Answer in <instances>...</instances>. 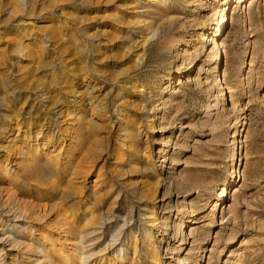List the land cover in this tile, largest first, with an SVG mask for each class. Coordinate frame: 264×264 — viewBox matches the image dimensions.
<instances>
[{"label": "rangeland", "instance_id": "rangeland-1", "mask_svg": "<svg viewBox=\"0 0 264 264\" xmlns=\"http://www.w3.org/2000/svg\"><path fill=\"white\" fill-rule=\"evenodd\" d=\"M87 207L100 264H264V0H0V239Z\"/></svg>", "mask_w": 264, "mask_h": 264}, {"label": "bare ground", "instance_id": "bare-ground-1", "mask_svg": "<svg viewBox=\"0 0 264 264\" xmlns=\"http://www.w3.org/2000/svg\"><path fill=\"white\" fill-rule=\"evenodd\" d=\"M175 41L176 40H174L173 42ZM124 130L126 131L125 136L124 138L122 137L117 147L120 149L121 148L123 149L124 148L123 146L126 145L125 143V140H126L127 144L128 145L130 144L129 146L133 150V148L137 145V137L139 135L140 130L138 131V133H136L137 130H131L130 125H128V127H126ZM118 152L120 154V151ZM87 165L85 166L86 169L85 171H83V175L86 174L87 171L89 172V170H91L89 169V167L87 168ZM13 172H15V170ZM79 173L76 172V175ZM110 187L113 188V184ZM101 198L99 196L96 197L95 203H97L98 205H101L99 204L101 202ZM114 205H115V201L112 200L108 208L109 210L107 211L108 213L114 211ZM11 211H13L14 218H18V220H23L26 222V224L27 223L28 224L22 225L20 227L16 225L20 228V232L16 233L13 237H11V239L7 238L4 241H3V238L0 239V242L4 243V248L3 246L2 248H0V258L2 257L0 259V264H7L3 260L4 259L3 256L6 254L5 245L7 244L8 246H10L8 250H17V252L23 256V260H27V262L31 264L32 263L33 264H100V262L104 259V256H103L104 253H102V250L97 251V249L94 248L96 244L99 243L100 235L98 234H99V231L104 226L102 216H101L103 212L102 213L101 211L97 212V210L92 211L89 207H87L83 211V214H82L83 219L85 218L87 222H85L83 226L80 225L79 228L77 227L75 231H72L74 228L66 230L65 234L67 236H70V238L63 240V243H61L60 248L58 250H55L53 249L54 247L52 245L53 242H49V241H53L54 235L51 236L50 238H47V236H44L41 234L35 235L37 230L34 229L35 227L34 222L37 221L38 219H43L44 214H41V213L38 214L39 211H36V210L28 211L27 209L19 210L17 208L15 209L11 208L10 210H8V212H11ZM152 215L154 216V212L151 211L149 222L153 221ZM70 223L71 222L69 221L65 225L68 226L70 225ZM149 234L150 233H148L147 231L146 233L143 234L142 240H141L142 247L139 246L138 239H136L137 237L134 238L135 236L134 233L128 234V237L132 236L134 238L133 244H132L133 245L132 250L134 251V256L139 255V253L142 252L146 254V257L149 259L150 264H162V257L160 255L159 248L155 245L151 248L145 245L146 243L145 240L147 239V237L148 238L151 237V236L149 237ZM117 241L118 239L116 238L114 241V244H116ZM116 252L118 253V261L121 264H124V263L129 264V260H127V258H130V256H129V251L126 248V242L123 243L121 247L116 250ZM6 256L10 257L9 258L10 260L15 261V259L9 256L8 253ZM32 257L34 258L31 259ZM14 264H17V262H14Z\"/></svg>", "mask_w": 264, "mask_h": 264}]
</instances>
